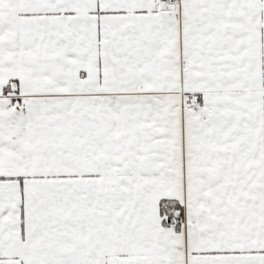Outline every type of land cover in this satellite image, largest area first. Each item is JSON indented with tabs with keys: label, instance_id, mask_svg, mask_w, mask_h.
Returning <instances> with one entry per match:
<instances>
[{
	"label": "snow or ice",
	"instance_id": "6c2138e0",
	"mask_svg": "<svg viewBox=\"0 0 264 264\" xmlns=\"http://www.w3.org/2000/svg\"><path fill=\"white\" fill-rule=\"evenodd\" d=\"M0 264H264V0H0Z\"/></svg>",
	"mask_w": 264,
	"mask_h": 264
}]
</instances>
